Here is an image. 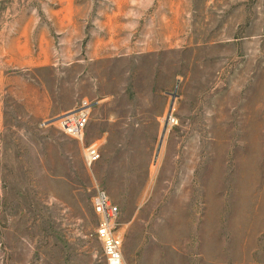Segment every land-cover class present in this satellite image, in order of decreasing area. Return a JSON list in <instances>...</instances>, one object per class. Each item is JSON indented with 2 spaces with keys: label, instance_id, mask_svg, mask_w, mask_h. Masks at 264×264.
I'll use <instances>...</instances> for the list:
<instances>
[{
  "label": "rangeland",
  "instance_id": "1",
  "mask_svg": "<svg viewBox=\"0 0 264 264\" xmlns=\"http://www.w3.org/2000/svg\"><path fill=\"white\" fill-rule=\"evenodd\" d=\"M73 1L58 65L0 69V264H107L97 188L120 209L123 264H264V0L126 4L153 29L99 54L114 5ZM49 2L0 0V28ZM84 98L81 143L55 121Z\"/></svg>",
  "mask_w": 264,
  "mask_h": 264
},
{
  "label": "crops",
  "instance_id": "2",
  "mask_svg": "<svg viewBox=\"0 0 264 264\" xmlns=\"http://www.w3.org/2000/svg\"><path fill=\"white\" fill-rule=\"evenodd\" d=\"M49 1L50 6L45 12L25 14L26 22L11 24L10 28L7 25L0 28V69L58 65V40L68 42V29H72L75 33L71 35V39L78 37L79 16L74 11L73 0L66 2L67 5L71 4L70 12L65 10L67 8H63V0ZM58 3L61 7L59 9ZM111 3L114 5L111 9L112 13L104 12L101 20L103 38L97 39L93 45L96 54L105 53L117 46L119 48L123 43L121 37L124 36V44L128 42L130 44L131 39L128 40L127 37L137 39L142 37L144 30L148 31L152 28L144 24L142 9L138 8L137 11L134 7L133 11H127L125 7L126 4L131 3L141 5L142 0H111ZM3 15L7 16V14ZM58 32L63 35L61 38H58Z\"/></svg>",
  "mask_w": 264,
  "mask_h": 264
},
{
  "label": "built area",
  "instance_id": "3",
  "mask_svg": "<svg viewBox=\"0 0 264 264\" xmlns=\"http://www.w3.org/2000/svg\"><path fill=\"white\" fill-rule=\"evenodd\" d=\"M95 102L82 99L73 109L56 118L59 129L66 135L84 143L85 132L91 120ZM170 120H173L170 117ZM101 158V151L96 143L85 146V161L92 167ZM93 207L98 218L96 236L102 242L107 264H123V237L119 233L118 218L120 209L103 188H97L93 197Z\"/></svg>",
  "mask_w": 264,
  "mask_h": 264
},
{
  "label": "water",
  "instance_id": "4",
  "mask_svg": "<svg viewBox=\"0 0 264 264\" xmlns=\"http://www.w3.org/2000/svg\"><path fill=\"white\" fill-rule=\"evenodd\" d=\"M174 99L176 98V93H174ZM173 105V104H172ZM172 105H171V109H172ZM171 109H170V112H169V114L171 113ZM165 133H166V127L164 128V131H163V133H162V137H161V142H160V147H161V145H162V142H163V140H164V135H165ZM159 147V148H160ZM158 154H159V151H158Z\"/></svg>",
  "mask_w": 264,
  "mask_h": 264
}]
</instances>
